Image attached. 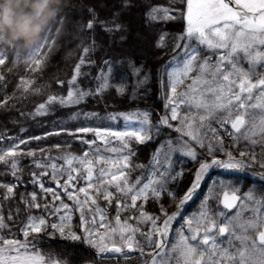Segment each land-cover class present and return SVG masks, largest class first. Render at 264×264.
<instances>
[{
	"label": "snow or ice",
	"instance_id": "obj_1",
	"mask_svg": "<svg viewBox=\"0 0 264 264\" xmlns=\"http://www.w3.org/2000/svg\"><path fill=\"white\" fill-rule=\"evenodd\" d=\"M132 6V0H113L110 15L104 18L94 6L88 7L89 18L81 31L95 33L99 28L123 40L121 17ZM143 6L147 26L159 29L154 48L172 50L171 58L155 70L163 114L154 123L147 109L104 117L98 112H77L70 118L123 120L124 128L62 127L27 139L0 133V144L7 145L0 147V166L5 169L0 174L16 181H0V264H67L46 259L33 245L41 234L56 233L87 246L84 264H96V258L110 254L127 259L133 253L140 257V264H264V195L257 196L252 190L241 195L239 189L215 178L250 165L264 169V0H146ZM57 22L61 25L56 28L58 36L63 21ZM176 22H182L178 33L165 30ZM55 46L49 29L41 44L29 51L25 63L36 69L46 66ZM96 47L94 37L82 47L69 80L53 77L58 87L66 88V95L46 94L43 86L29 88L32 82L21 79L23 99L46 94L31 114L33 118L48 115L54 105L76 107L89 98L102 101L111 91L129 96L132 102L139 99L141 90L148 92L151 68L131 59H103L98 65L91 58ZM8 60L6 50H0V65ZM125 63L127 75L121 74L114 82L122 71L119 65ZM86 67L99 69L93 77L94 87L82 86V80L91 75L83 70ZM4 80L0 75V81ZM8 100H0V107H8ZM165 132L166 138L151 155L147 174L133 176L136 169H145L144 164L133 162V145L150 143L154 133L159 138ZM61 134L86 149L76 154L68 141L47 149L28 147L31 141ZM25 156L35 166L31 182L39 193L34 190L18 197L20 161ZM184 161L195 165L194 169H186ZM186 171L191 179L181 194L179 185ZM258 175L264 180V173ZM45 177L55 187L46 186ZM81 181L84 186H79ZM201 195L198 209L185 214L189 202ZM16 199L27 211L19 229L23 239L12 234L10 227L20 208L7 216L2 211L4 202ZM101 201L115 209L114 218L101 207ZM149 201L158 205L156 212L146 210ZM33 209L42 214H32ZM77 212L80 234L71 230Z\"/></svg>",
	"mask_w": 264,
	"mask_h": 264
},
{
	"label": "trees",
	"instance_id": "obj_2",
	"mask_svg": "<svg viewBox=\"0 0 264 264\" xmlns=\"http://www.w3.org/2000/svg\"><path fill=\"white\" fill-rule=\"evenodd\" d=\"M113 0H0V50H6L9 60L5 65H0V75L6 77V80L0 81V100L8 97V107H0V133L12 137H20L27 139L31 136H42L46 132L57 131L60 128L75 129L78 126H105V127H123V120L113 122L108 119H90L85 120L81 115L77 119H71L74 113L77 112H98L101 117L108 113L128 112L133 109H147L152 111V119L154 123L160 115L163 114L164 101L161 99L159 84L155 79V70L171 58L172 50L169 48L166 52L154 48V42L157 38L158 28L147 26L144 19V4L146 0H132L133 6L126 10L121 19L125 25L124 39L119 35L111 36L104 33L101 29H97L95 33L81 31V25L87 21L88 7H95L98 14L104 18L110 15V5ZM153 3H165L166 0H152ZM27 20L29 27L24 36H20L17 32V26L22 20ZM63 21V27L60 34L56 35V28L61 25L57 20ZM142 31L139 32L140 40H145V44L139 42L134 37L135 26ZM182 28V22L170 24L165 29L169 33H178ZM52 29L53 38L56 40V46L47 56L46 66L41 65L40 69H36L32 64H26L25 58L30 50L35 46L40 45L42 38L47 31ZM96 40V51L92 54V59L99 65L103 59H112L115 61L127 62L129 59L135 60L138 64L144 63L148 68L153 70V80L148 85V92L141 90L138 93L139 99L132 102L129 96H117L114 91L106 94L105 99L98 101L89 98L87 103L76 107H61L54 105L46 116L31 115L35 111L38 103L43 102L46 94L52 93L57 95H66V88L58 87L53 80V77H58L64 81L71 78L72 70L78 62L82 52V47L91 43L92 38ZM143 49V51H142ZM142 51V52H141ZM142 56V57H141ZM13 61V63H12ZM121 73L119 76L126 73V63L119 65ZM85 72H91V75L82 80V86L94 87L93 77L99 71L97 67L84 68ZM264 71V69H262ZM25 82L31 81L28 84L32 87H45L47 89L44 96L30 95L27 99L22 98L21 79ZM129 86L133 83L129 76ZM51 85L50 88L47 86ZM15 97V99H13ZM24 113V115H20ZM25 129V131H21ZM166 138V132L159 138L145 145H133L136 156L133 158L135 164H144L145 169H136L133 176L146 175L147 166L155 148L159 143ZM68 141L72 144V151L80 154L86 149V146L81 145L79 141L73 140L72 137L61 134L60 136H50L46 140L31 141L28 147L49 148L56 143H64ZM230 141H228V144ZM6 144H0V147H6ZM118 146V145H117ZM244 145L241 144V147ZM21 147H24L23 145ZM260 149H256L258 153ZM39 153L37 156L39 157ZM52 155H56L53 149ZM147 158V159H145ZM186 169H194L195 165L188 161H184ZM255 170L247 169V177H241L239 172L231 174H222L215 176L216 179L223 181L226 185H231L239 189L240 194H245L250 190L254 191L257 196L264 195V180H261L259 172L264 173V169H260L257 165H251ZM22 169V182L17 189L18 197L21 194L37 191L39 188L31 182V172L36 171L32 159L23 157L20 161ZM179 167V163L177 165ZM5 169L0 166V173ZM259 171V172H258ZM251 178H254L253 181ZM191 173L186 171L183 182L179 185L181 194L185 190ZM0 181H8L15 183L16 181L10 175L0 174ZM46 186H53L49 178L45 177ZM228 182V184H227ZM80 186V185H79ZM2 191V190H0ZM206 189H202V192ZM65 199H67L65 197ZM202 195L197 198L193 204L187 209L186 214H190L198 209ZM71 203V202H69ZM101 207L105 208L109 216L116 215L113 208H108L103 201L100 202ZM20 208V214L16 216L15 222L10 224L11 233L23 239L19 229L23 227V222L27 219V211L23 205L19 204L18 199L10 202H4L3 214L7 216L9 211L15 213L17 208ZM149 212H156L158 205L149 201L145 205ZM32 214L41 215L40 210H32ZM180 225L178 224L176 228ZM80 234L82 229L79 224V213H75L72 220V229ZM67 231V230H66ZM6 235H9L7 232ZM35 250L43 254L46 259H60L66 261L67 264H84L83 255L86 245L79 241H72L70 238L61 237L59 233L55 236L41 234L40 238L33 242ZM33 245H30L31 247ZM136 255H130L125 259L122 255L110 254L103 258H96V264H137Z\"/></svg>",
	"mask_w": 264,
	"mask_h": 264
},
{
	"label": "rangeland",
	"instance_id": "obj_3",
	"mask_svg": "<svg viewBox=\"0 0 264 264\" xmlns=\"http://www.w3.org/2000/svg\"><path fill=\"white\" fill-rule=\"evenodd\" d=\"M138 1H140V0H138ZM139 32H140L141 34H143L142 31L139 30V28H138L137 25H136V26H135V33H136V34L134 35V37H136V39L139 40V42H142L143 44H145V43H144L145 40H144V41H143V40H140V37H141V36L139 35ZM142 51H143V49H142ZM142 51H141V52H142ZM141 57H142V56H141ZM123 125H124V122H123ZM112 128H114V129H121V130H122V129L124 128V126L121 127V128H116V127H112ZM228 141H229V140L227 139V137H225V143H226V144H228ZM257 149H259V148H257ZM259 152H260V151H259ZM259 152H258L257 154H259ZM145 159H147V158H145ZM227 184H228V182H227ZM80 186H84V182H83V181L80 182ZM113 211L115 212V209H114V208H113ZM194 212H195V211H194ZM192 213H193V212H192ZM190 214H191V213H190ZM110 217L113 218V216H110ZM173 235H175V233H173ZM137 264H138V263H137ZM139 264H140V263H139Z\"/></svg>",
	"mask_w": 264,
	"mask_h": 264
},
{
	"label": "clouds",
	"instance_id": "obj_4",
	"mask_svg": "<svg viewBox=\"0 0 264 264\" xmlns=\"http://www.w3.org/2000/svg\"><path fill=\"white\" fill-rule=\"evenodd\" d=\"M29 27V24H28V21L25 19V20H22L19 25L17 26V32L20 36H24L27 29Z\"/></svg>",
	"mask_w": 264,
	"mask_h": 264
},
{
	"label": "water",
	"instance_id": "obj_5",
	"mask_svg": "<svg viewBox=\"0 0 264 264\" xmlns=\"http://www.w3.org/2000/svg\"><path fill=\"white\" fill-rule=\"evenodd\" d=\"M127 251V250H126Z\"/></svg>",
	"mask_w": 264,
	"mask_h": 264
}]
</instances>
